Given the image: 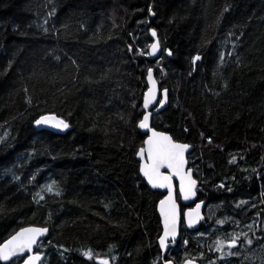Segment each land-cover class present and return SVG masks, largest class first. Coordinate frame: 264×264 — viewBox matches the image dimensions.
I'll return each instance as SVG.
<instances>
[{"label": "trees", "instance_id": "trees-1", "mask_svg": "<svg viewBox=\"0 0 264 264\" xmlns=\"http://www.w3.org/2000/svg\"><path fill=\"white\" fill-rule=\"evenodd\" d=\"M150 68L170 94L153 126L194 146L198 200L264 240V0H0V244L41 225V264H163V193L137 159ZM46 113L67 131L37 129ZM204 219L166 258L218 262Z\"/></svg>", "mask_w": 264, "mask_h": 264}, {"label": "water", "instance_id": "water-1", "mask_svg": "<svg viewBox=\"0 0 264 264\" xmlns=\"http://www.w3.org/2000/svg\"><path fill=\"white\" fill-rule=\"evenodd\" d=\"M155 31L156 35L153 36L152 32ZM151 36L153 38V42L151 45H153L154 43L158 45V47L155 49V51L153 52L152 47L150 46V55L152 58H157L161 55L162 52V46L160 43V39L158 37V33L156 29H151ZM169 53H171L169 51ZM151 72H152V79H149L148 73L146 76L147 79V84L148 87L144 93V97H143V108H144V115L147 114H151L149 116V127L148 128H140L141 131L145 134H147L145 141H144V145L141 148H147V140L149 139V137L152 136V132L155 131L157 133H163L164 135L170 136L172 138V141L177 143V144H183V145H187L188 147L186 148V150L184 151V166H183V172L184 173H191V178L193 180L196 181L195 186L192 188L191 193H188V198L185 199V192L181 191V180L180 178L175 175L173 173L172 169H168V168H161L160 171L161 173L165 174V175H171V184L170 187H153V185L149 182L148 178L144 175L143 171H142V167L145 163H151L150 161H148L147 159V153H145V156L143 158H141L139 156V151L137 152V159L140 161V173L142 175L143 178H145V180L147 181V183L150 185V187L154 190H159L163 193V197L159 200L158 205H157V209L159 212V215L161 217V221H162V226H163V231L158 239L159 242V246L162 250L163 253H166L169 251V249L174 245V243L176 241H178L181 237V230H182V226L184 225L187 229L189 230H197L200 227L201 222L203 221V219L205 218V207H206V201L205 200H198V194H197V187L199 184V180L195 177L194 174V169L190 166V161H189V154L194 150V146L190 143L187 142H183V141H178L176 140L172 134L170 132L167 131H163V130H159L156 127L153 126V117L154 114L159 113L160 111H162L169 103L170 100V94H169V89L165 88L167 90V96L166 99L164 98L163 92L165 89L161 88V84L157 78L156 75V70L154 68H150ZM153 81H155V88H156V94H155V100L152 104L149 105V107L147 109H145L144 107V100L146 98V96L149 93V90L153 88ZM163 102V105L161 106L160 102ZM143 115V117H144ZM55 117L57 121L59 120H63L66 124L67 122L60 117L59 115H57L56 113H46L43 114L41 116H39L36 120L40 119L41 117ZM143 120V118L140 120V122ZM36 122V121H35ZM139 122V124H140ZM55 123V121H53V123L50 124H41V125H37L35 123V126L37 129L41 130V129H48L51 130L53 132L56 133H65L68 129L67 128H57L54 127L53 124ZM138 124V126H139ZM68 125V124H67ZM140 148V149H141ZM139 149V150H140ZM185 187H187V180H185L184 182ZM169 196H171V200L169 201ZM161 201H169L168 203L165 204L164 206V210L162 211L161 208ZM195 203L194 206H188L183 210V206L182 205H189ZM173 206L175 207V211L177 214V220H176V231H175V235H169L168 237L164 236V232H165V215L164 212L165 211H171V209L173 208ZM191 213V215H189ZM24 228H38V229H47V232L42 235L39 236L37 238V244L33 245V248L31 250V252H26L24 253V255L22 256H16L13 257V259L17 258V257H21L23 258L22 261L20 262V264H24V261L27 259L28 256L30 255H40L41 259L39 261H37V264H41L42 260L44 259L45 255L43 253H40L38 251H36L39 242L47 237L50 233V229L47 226H41V225H28L25 227H22L20 229H18L15 233H13L10 237H8L6 240H4L0 246H2L4 243H6L9 239L12 238V236H14L16 233H18L20 230L24 229ZM161 239L165 240V245H161L160 241ZM233 241V240H232ZM232 241H230V245H232ZM237 245V241L235 240V246ZM12 259V260H13ZM10 260V261H12ZM10 261H2L4 263H9ZM163 264H175V262L173 260H167L165 261ZM182 264H200V262L194 258H186L184 259V261L182 262Z\"/></svg>", "mask_w": 264, "mask_h": 264}, {"label": "snow or ice", "instance_id": "snow-or-ice-1", "mask_svg": "<svg viewBox=\"0 0 264 264\" xmlns=\"http://www.w3.org/2000/svg\"><path fill=\"white\" fill-rule=\"evenodd\" d=\"M152 35L155 36V31L152 32ZM153 52L158 47L157 44L151 45ZM200 57L196 56L195 60H199ZM149 79H152L151 69L148 70ZM156 88L155 81H153V88L149 90L148 95L144 100V107L147 109L150 104H152L155 100ZM164 98L166 99L167 90L165 89L163 92ZM163 100L160 102L161 106L163 105ZM151 114L144 115L143 120L140 122V128H148L149 124V116ZM54 127L57 128H67L68 125L63 121H57L55 117H41L36 120L37 125L41 124H50L53 123ZM210 142V141H209ZM148 147L141 148L139 150V156L143 158L145 153H147V159L151 163H145L142 167V171L144 175L148 178L149 182L153 185V187H170L171 184V175H165L161 173V168L172 169L173 173L177 175L181 180V191L185 192V199L188 198V193H191L192 188L195 186L196 181L191 178V173H184L183 166L185 163L184 160V151L188 147L187 145L177 144L172 141L170 136L164 135L163 133H157L155 131L152 132V136L147 140ZM185 180H187V187H185ZM48 191H52V187H48ZM171 200V196H169V201ZM169 201H161L162 211L164 210V206ZM165 232L164 236L168 237L169 235L174 236L176 231V220L177 214L175 211V207L171 209V211H165ZM191 215V213L189 214ZM47 232V229H38V228H24L12 236L6 243L0 246V261H10L13 257L22 256L26 252H31L33 245L37 244V238L39 236L44 235ZM161 245H165V240L161 239ZM219 243V242H218ZM247 243L251 244L252 241L248 240ZM235 246V239L232 241V245ZM91 257V253H85ZM41 259L40 255H30L24 261V264H37V261ZM102 264H108V261H103Z\"/></svg>", "mask_w": 264, "mask_h": 264}, {"label": "rangeland", "instance_id": "rangeland-1", "mask_svg": "<svg viewBox=\"0 0 264 264\" xmlns=\"http://www.w3.org/2000/svg\"><path fill=\"white\" fill-rule=\"evenodd\" d=\"M218 208V205L210 203L205 209L204 223L212 226L215 230L217 229L218 236L213 243V246H215L213 248L217 251L218 262H211L210 264H221L223 260L234 257L239 258V262L236 264H246V262L264 264V240L256 243L249 233V229L252 228V224L257 222V219L243 221L240 217L227 215L224 220L221 219L216 223L214 217ZM262 222L261 220L262 229L260 231H264V223L262 224ZM233 239L238 241V244L234 247L229 244ZM260 239H263V236H260ZM248 240H251L252 243H247Z\"/></svg>", "mask_w": 264, "mask_h": 264}, {"label": "flooded vegetation", "instance_id": "flooded-vegetation-1", "mask_svg": "<svg viewBox=\"0 0 264 264\" xmlns=\"http://www.w3.org/2000/svg\"><path fill=\"white\" fill-rule=\"evenodd\" d=\"M206 201V206L208 205V204H210V202L208 201V200H205ZM194 204L195 203H192V204H189V205H182L184 208H183V210L186 208V207H188V206H194ZM205 209H206V207H205ZM205 217H206V214H205ZM253 219H251V220H249V221H252ZM248 221V220H247ZM237 241V240H236ZM237 244H238V241H237ZM171 249V248H170ZM169 249V250H170ZM163 263L165 262V261H167V260H171L170 258H166V253H163Z\"/></svg>", "mask_w": 264, "mask_h": 264}, {"label": "bare ground", "instance_id": "bare-ground-1", "mask_svg": "<svg viewBox=\"0 0 264 264\" xmlns=\"http://www.w3.org/2000/svg\"><path fill=\"white\" fill-rule=\"evenodd\" d=\"M257 262H259V261H257ZM256 264V263H255ZM258 264V263H257ZM259 264H260V262H259Z\"/></svg>", "mask_w": 264, "mask_h": 264}]
</instances>
